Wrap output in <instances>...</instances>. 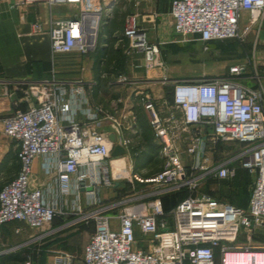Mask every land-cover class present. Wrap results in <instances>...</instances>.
I'll list each match as a JSON object with an SVG mask.
<instances>
[{"label": "built area", "instance_id": "1", "mask_svg": "<svg viewBox=\"0 0 264 264\" xmlns=\"http://www.w3.org/2000/svg\"><path fill=\"white\" fill-rule=\"evenodd\" d=\"M107 1L9 0L16 10L39 3L50 12L54 7L67 8L70 18L51 21L46 31L40 22L33 24L31 34L49 37L51 76L28 87L35 104L0 120L4 136L17 143L19 164L16 177L0 189V228L21 222L40 230L68 214L74 216L73 222H91L94 231L83 250L84 264H264V247L236 245L241 236L249 242L264 226V90L240 82L242 66H232L226 75L208 80L163 78L161 83L171 88L172 106L178 113L168 119L160 116L152 95L142 92L139 101L159 146L161 170L148 178L130 176L132 193L115 204L100 206L93 197L89 206L96 208L84 211L77 202H67L73 176L77 190H82L81 182L83 188L92 187L88 194L122 182L113 178L111 161L120 157L112 158L111 151L115 146L127 150L130 144L120 120L89 105L80 81L56 78L59 56L95 51ZM169 14L177 36L197 39L207 50L210 42H243L253 28L258 29L264 0H172ZM245 16L248 21L241 29ZM123 37L125 54L158 55L136 15L126 19ZM117 81L128 83L122 75ZM78 113L84 122L76 120ZM104 121L113 126L114 142L101 129ZM227 143L242 148L214 163L212 153ZM39 157L46 160L41 167L44 174L57 184L53 191L31 185L32 164ZM237 168L254 175L246 208L200 191L208 179H233ZM134 182L150 188L136 191ZM179 191H185V198L165 213L161 197ZM136 231L145 238L147 249L137 247ZM72 259L60 253L54 264H71ZM18 264H32L31 257Z\"/></svg>", "mask_w": 264, "mask_h": 264}, {"label": "crops", "instance_id": "2", "mask_svg": "<svg viewBox=\"0 0 264 264\" xmlns=\"http://www.w3.org/2000/svg\"><path fill=\"white\" fill-rule=\"evenodd\" d=\"M171 1L108 0L102 12L95 51L86 55L73 52L59 56L56 63V78L58 80L80 81L84 87L89 105L101 108L105 113L112 115L122 123L123 136L130 140V144L125 153L116 160L120 163L128 159L132 164L131 144L134 137L140 136V124L142 122L148 130V160L151 161V159L158 157L161 159L159 146L154 140L148 125L147 114L139 101L140 94L145 92L152 95L163 119L177 116L178 113L172 106L171 88L168 87V90H166L161 80L163 78L170 79L169 76L175 72H182L180 68L184 67L186 63L195 65L194 62H185V56L190 55V52L183 42L190 39H179L174 33L173 19L169 14ZM133 15H136L138 26L144 31L147 42L157 46V56L151 55L149 59L147 54L134 51L129 54L124 53L127 42L123 37V28L126 19ZM69 18L70 15L63 12L55 14L50 12L45 3L16 10L10 8L9 0L0 1V120L13 114L16 110L24 111L29 105L35 104L34 98L27 94L28 87L39 84L51 76L49 37L46 33L31 34L33 24L40 22L42 29L46 31L51 21L68 20ZM255 29L253 28L245 36L243 42L236 40L210 42L206 45L207 50H204V44L201 42L203 51L208 54L209 64H214L218 69L217 73L219 75L215 77L226 75L232 66H242L244 72L241 80H251L254 84L247 86L260 87L264 90V54L253 49L252 39L249 36ZM178 44L181 47H178ZM181 51L184 53H180ZM73 57L78 61L83 59V72H81L78 64H71L67 61ZM193 58L197 59L198 62L201 61V57L193 56ZM106 59H110L112 70L109 71L111 80L104 84L102 79L105 75L102 73V68ZM120 75L125 76L128 83L118 82L117 78ZM177 81L189 80L181 79ZM75 118L78 122L85 121V117L80 113ZM101 129L108 133V137L114 134L113 126L106 121L102 122ZM17 152V143L4 136L0 121V189L12 181L18 173ZM229 154L227 153L226 156L228 157ZM45 161L44 158L40 157L34 160L31 185L41 188L45 192H50L57 187V184L50 175L44 174L41 167ZM114 161L115 159L111 161V164ZM112 167L114 166L112 165ZM213 181L225 182V184H220L221 188L219 190L210 188L213 193L211 196L219 201L229 203L230 199L226 192L232 179ZM128 185L131 190V185ZM119 186L121 187L118 188ZM123 186L122 182L115 181L111 187H99L96 188L94 194H88L85 190L76 189V181L73 176L70 180L71 192L67 197V202H77L84 211L94 210L96 207L89 206V202L93 197L100 201V206L115 204L127 197L119 194L118 189ZM77 191L78 200L76 199ZM248 200L249 198L246 201L245 199L235 198L233 203L244 208L247 206ZM66 216L69 220H64L63 224L56 227H52V224H50L48 225L49 229L48 226H45L40 229L42 233L29 236L20 245L8 246V243H3L1 238L4 234L10 237L22 235L21 230L17 227L10 232H7L5 227H9L11 224L23 223L12 222L3 225L2 229L0 228L3 233L0 236V264H18L27 257H31L32 264H54L55 257L60 253L71 255L73 258L71 264H84L82 259L83 250L94 231V226L78 256L77 251L72 253L57 249L51 251L52 255L39 260L38 257L34 259L33 252L22 250L23 246L46 238L58 240V244L62 242L65 235H67L65 231L68 229L67 226L74 221L73 215L68 214ZM255 233L264 235V226ZM135 234L138 240L137 247L147 249L145 238L138 231Z\"/></svg>", "mask_w": 264, "mask_h": 264}, {"label": "rangeland", "instance_id": "3", "mask_svg": "<svg viewBox=\"0 0 264 264\" xmlns=\"http://www.w3.org/2000/svg\"><path fill=\"white\" fill-rule=\"evenodd\" d=\"M53 13H67L69 11L67 8H58L54 7L52 9ZM248 18L245 16L243 20L241 21V29L247 24ZM260 25L258 26V29L252 33L249 34L251 37V44H253V49H255L258 52H261L264 54V14L262 17V20L260 21ZM177 38H181L180 36H177ZM237 41V40H236ZM185 46L187 47V50L190 52V55L185 56V62H190L195 65H190L189 63H186L184 67L180 68L182 72H175L173 75H170L169 78L172 80H208L210 78H213L215 76H218L219 74L218 69H216L215 65L209 64L208 62V54L207 52L203 51V45L199 41H191L186 40L183 42ZM178 47H181V45H177ZM186 50V49H185ZM180 53H184L181 51ZM192 54V55H191ZM194 57H201V61L198 62L197 59H194ZM74 58V59H73ZM70 58L69 63L71 64H78L80 67L81 72H83V59L81 61L76 60L75 57ZM207 58V59H206ZM188 59V60H187ZM68 63V62H67ZM170 65V64H169ZM112 69L110 68V59H106V62H104L102 73L105 75L104 79H102V82L106 84L108 81H110L109 77V71ZM108 76H107V75ZM244 80V79H243ZM240 80L241 83L244 85H252L254 84L251 80ZM225 146L228 150H225L224 148L220 150V152H217V154L212 153L213 160L216 162L222 161L226 159V154L231 153L235 154L239 152V150L242 148L237 143H227ZM216 155V156H215ZM130 156L132 164H130L129 160L126 159L122 163L120 161H114L112 163L113 170L112 175L113 178H120L122 180V183L129 184L128 180L130 179V176L133 174L141 177V178H148L149 176L153 175L154 173L158 172L161 169V159L154 158L151 159V161L148 160V130L145 126V124L142 122L140 124V136L134 137L131 144L130 149ZM131 166V167H130ZM237 166V165H236ZM238 171V173H237ZM236 177L233 180V184H240L242 186L241 190L243 191L242 200L248 198L249 192L251 189V185L254 180V175L248 173L247 171L240 170L237 168L236 170ZM219 182H215L211 179H208L205 181V183L202 185L200 191L202 190H210V188L214 189H220ZM225 184V183H224ZM135 190L138 191L139 189H145L149 190L150 186L146 184H140L141 186H137L134 182ZM240 190V191H241ZM132 193V190L127 189L126 191H122L120 195H130ZM119 195V194H117ZM240 197V196H239ZM240 197V198H241ZM64 220H69L67 216L59 217L57 218V221H55L52 224V227L56 226L58 221L65 222ZM19 228L22 232V235L20 236H7L3 235L1 229H0V235H3L1 238V241L3 243H8V246L13 245H20L23 244L29 236L38 235L42 233L41 230H32L25 226L24 224H11L9 227H5L7 229V232L12 231L14 228ZM68 229L65 230L67 232V235L63 238V241L58 244V240H52L50 238H46L44 240H41L39 242L30 243L28 245H25L22 247V250H26L29 252H33L34 259L38 257L39 260H41L44 257L50 256L53 253L52 250L60 249L62 251L72 252L75 253L77 251V256L81 253L82 247L86 243L89 234L93 230V224L91 222L84 223V222H71L69 226H67ZM49 229V226H48ZM64 231V232H65ZM246 236H241L237 242V246H244L247 245L250 247H264V235L261 233H255L251 236L250 241L245 238Z\"/></svg>", "mask_w": 264, "mask_h": 264}, {"label": "trees", "instance_id": "4", "mask_svg": "<svg viewBox=\"0 0 264 264\" xmlns=\"http://www.w3.org/2000/svg\"><path fill=\"white\" fill-rule=\"evenodd\" d=\"M253 88H256L255 86H253ZM166 90H168V87H166ZM225 146H223V145H221V144H219L218 146H217V148L215 149V151L213 152V154L215 153V154H217V152H220V150H222L223 148H224ZM225 150H228L226 147L224 148ZM216 150H217V152H216ZM236 154V153H235ZM235 154H229V156L227 157V158H229V157H233V156H235ZM216 156V155H215ZM233 165H237V163L236 162H233ZM240 170H242V169H240ZM244 171V170H243ZM246 172V171H245ZM237 173H238V171H237ZM236 175L237 174H235V177H236ZM234 177V178H235ZM234 178L232 179V181L230 182L231 184L229 185V188H228V190H227V196H228V198L230 199V201H229V204H231V205H234V206H236V207H238V205H236L235 203H233V200L235 199V198H237V199H242V197L241 196H243V191L241 190V188H242V186H240V184H233V180H234ZM136 183V185L137 186H141L138 182H135ZM222 183H225V182H222ZM124 184V183H123ZM121 186H119L118 188H120ZM127 189H130V187H129V185L128 184H124V186L121 188V189H118L119 190V194H121L122 193V191L124 192V191H126ZM241 190V191H240ZM201 192H203V193H207V194H209L210 196L211 195H213V193L210 191V190H202ZM249 195H250V192H249ZM121 196H124V195H121ZM126 196V195H125ZM185 196H186V193H185V191H179V192H176V193H174V194H169V195H165V196H163V197H161V200H162V206H163V210H164V212L165 213H168L170 210H172L174 207H175V205L176 204H178L181 200H183L184 198H185ZM241 198H240V197ZM214 198V197H213ZM248 198H249V196H248ZM216 199V198H215ZM232 200V201H231ZM244 208H246V207H244ZM55 221H57V219H54V221L51 223V224H53ZM61 224H63V222H61V221H58L57 222V224H56V226H59V225H61ZM56 226H54V227H56ZM25 251V250H24Z\"/></svg>", "mask_w": 264, "mask_h": 264}, {"label": "water", "instance_id": "5", "mask_svg": "<svg viewBox=\"0 0 264 264\" xmlns=\"http://www.w3.org/2000/svg\"><path fill=\"white\" fill-rule=\"evenodd\" d=\"M147 58H149V59L151 58V53H150V52L147 53ZM108 139H109L111 142H114V135L111 134V135L108 137ZM124 153H125V150H124L122 147H120V146H115V147L112 149V151H111V157H112V158H115V157H118V156H122ZM80 186H81L82 190H85V191H88V192H90V191L93 190L92 187H86V188H83V187H84V183H83V182L80 183Z\"/></svg>", "mask_w": 264, "mask_h": 264}]
</instances>
